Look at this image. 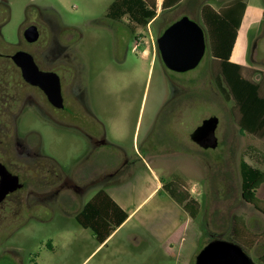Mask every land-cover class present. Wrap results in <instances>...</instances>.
Listing matches in <instances>:
<instances>
[{
    "label": "rangeland",
    "instance_id": "1",
    "mask_svg": "<svg viewBox=\"0 0 264 264\" xmlns=\"http://www.w3.org/2000/svg\"><path fill=\"white\" fill-rule=\"evenodd\" d=\"M112 1L11 2V18L4 30L10 40L19 37L24 8L37 5L64 27L65 40H77L64 56L81 61L89 90L90 84L96 86L99 79L111 90L123 89L111 107L114 113L108 139L127 162L118 176L93 183L83 194L65 192L66 208L56 200L43 206L31 199L29 211L16 206L22 216H0V264H195L199 251L215 238L241 245L256 264H264V184L257 192L259 207L246 202L240 171L242 159L264 170V130L253 135L241 128L240 107L220 77L219 66L208 49V37L199 65L186 72H173L179 86L175 97L157 44L163 31L183 15L197 21L206 32L202 7L210 4L220 9L231 0H182L168 9H163V0H149L158 10L145 27L130 23L128 17L118 22L105 17ZM46 31L43 39L49 37ZM42 45L43 41L38 48ZM14 48L8 45L2 50L10 52ZM36 53L42 60L40 50ZM11 68L0 64L2 91L11 86ZM244 74L259 83L264 96V22L249 33ZM160 110L163 112L158 117ZM211 115L219 118V144L202 148L190 135ZM35 116L21 125V131L41 133V149L48 165L81 179L97 177L102 168L92 164L102 160V155L90 153L87 136L70 125ZM108 152L110 156L106 155L104 161L113 156L111 149ZM156 175L196 200L194 216L165 189L152 193ZM101 188L114 193L130 211L135 209V217L108 247L88 258L96 243L91 231L74 216L81 204ZM146 216L150 217L144 220ZM141 221L154 230L157 238L153 236L149 246L132 248L134 243L126 235H140ZM167 226L176 229L172 247L165 251L159 232ZM119 240L126 248H119Z\"/></svg>",
    "mask_w": 264,
    "mask_h": 264
},
{
    "label": "flooded vegetation",
    "instance_id": "2",
    "mask_svg": "<svg viewBox=\"0 0 264 264\" xmlns=\"http://www.w3.org/2000/svg\"><path fill=\"white\" fill-rule=\"evenodd\" d=\"M12 1L0 0V64L12 65L9 75L11 86L8 87V91L0 90V163L5 165L10 173L19 177L22 186L10 191L0 201V216H22V212L20 209L16 210V206H25L24 209L29 211L31 199H36L37 204L43 206H48L50 200H56L65 207L64 204H67L65 192L72 190L78 194L84 193L93 183H104L108 178L118 176L127 162V158L124 159V155L120 154V150L116 149L115 144L108 139L114 113L111 107L112 104L115 106L117 99H120L123 89L111 90L109 86H103L102 80L99 79L96 86L95 83L90 84L89 90L81 61L68 55L64 56L77 40H72V43L65 40L64 27L58 25L37 5L29 4L24 8L19 37L10 40L4 30L11 18ZM107 12L105 17L108 18ZM126 17L125 15L119 20ZM29 27H35L37 31L38 37L34 41H30L25 35ZM44 30H47L46 33L49 31V37L45 36L43 39ZM42 41L43 45L39 49L38 46ZM8 45H15L16 48L4 52L2 48ZM137 47L138 45L135 44V51ZM39 50L42 60L36 53ZM18 51L30 53L37 68L48 73L46 74L48 88L59 81L63 98L62 107L52 103L45 88L24 77L22 67L13 58ZM166 71L169 74L172 95L175 97L176 88L179 86L172 74L177 71L169 68ZM59 111L67 114L60 115ZM162 112L160 110L158 117ZM38 115L70 125L75 131L87 136L91 144L90 153L95 152L99 156L101 154L102 160L106 155L110 156L108 150L111 149L112 157L92 164L102 168L97 177L82 178V184H79L76 180L77 175L70 176L54 165L46 163L48 157L41 149V133L31 130L27 133L21 131V125L27 122L28 118ZM32 136H35L34 140ZM1 179L0 174V182ZM32 184L39 187L35 188ZM22 190L24 192H21Z\"/></svg>",
    "mask_w": 264,
    "mask_h": 264
},
{
    "label": "trees",
    "instance_id": "3",
    "mask_svg": "<svg viewBox=\"0 0 264 264\" xmlns=\"http://www.w3.org/2000/svg\"><path fill=\"white\" fill-rule=\"evenodd\" d=\"M181 1L163 0V9L171 8ZM245 8L243 0H231L220 9L205 4L201 14L207 27L205 33L209 39L211 57L218 64L220 77L240 107L241 128L257 135L264 130V96L260 92V85L245 76V67L230 61ZM125 15L130 23L145 27L157 15V6L154 1L149 0H114L109 6L108 17L119 20ZM133 30L131 27V31ZM240 171L242 198L259 207L257 192L264 184V170L242 159ZM162 187L194 216L193 205L197 203L194 198L187 193L178 192L171 187V183L164 181ZM74 217L102 243L127 219L128 214L106 190L100 189Z\"/></svg>",
    "mask_w": 264,
    "mask_h": 264
},
{
    "label": "water",
    "instance_id": "4",
    "mask_svg": "<svg viewBox=\"0 0 264 264\" xmlns=\"http://www.w3.org/2000/svg\"><path fill=\"white\" fill-rule=\"evenodd\" d=\"M30 41L37 39L35 27L25 31ZM158 49L166 67L177 72H186L199 65L207 50V38L204 28L188 15H183L171 23L157 38ZM14 60L22 67L24 77L34 84L46 89L49 99L62 107L63 98L59 81L47 87V76L34 63L33 56L25 51L13 55ZM219 118L211 115L192 132L191 139L202 148H216L219 144L216 135ZM0 201L10 192L22 186L17 175L10 173L0 163ZM195 264H256L252 257L237 243L225 239L210 240L196 255Z\"/></svg>",
    "mask_w": 264,
    "mask_h": 264
},
{
    "label": "crops",
    "instance_id": "5",
    "mask_svg": "<svg viewBox=\"0 0 264 264\" xmlns=\"http://www.w3.org/2000/svg\"><path fill=\"white\" fill-rule=\"evenodd\" d=\"M243 1L246 3V8H245V12H244V15H243V18L241 21L240 28L238 30V35H237V38L235 41V45H234L233 51L231 53L230 61L237 63L243 67H247L249 33L254 26L260 25L261 23L263 24V22H264V0H243ZM156 179H157L156 180L157 183H156L155 187L153 188L152 193H154L156 191L159 192L161 189H163L162 185H163L164 180L160 179L159 176H157V175H156ZM76 180L79 181V183L82 182L81 181L82 179L79 175L77 176ZM101 189H103V188H101ZM107 193L127 212L128 217L102 243L97 241L96 237L94 236L92 231L89 229L93 235L92 237H93V240L95 241L96 245L92 249L88 258H90L93 254L97 255L104 248L108 247L109 243H111L116 237L121 235L122 231L130 224V222L135 217V214H134L135 209L130 211L124 203H122L121 201H119L117 199V197L114 195V193L109 192V191H107ZM85 203L81 204V207ZM81 207L79 209H81ZM168 216H170V215H168ZM149 217L150 216H146V218L144 220L149 219ZM179 221H181L180 218H179ZM139 228H141V234L140 235H137V234L129 235V233H127V235H126V236H129V240L133 241L132 243H134V246H132V248H134V247L141 248V246H143V247L146 246L149 241H152V237L154 235H156V234H154L155 233L154 230L152 231V228H150V226L144 221L140 222ZM175 229L176 228L170 230V226H167V228H165V230H163L162 233L159 232V234H162L161 235L162 236V238H161L162 239V246H163L165 251H168L172 247L173 239H174L173 238L174 237L173 232H175ZM154 237L157 238V236H154ZM158 237H159V235H158ZM118 243L120 244L119 248H126V246L122 240H119ZM148 246H149V244H148Z\"/></svg>",
    "mask_w": 264,
    "mask_h": 264
}]
</instances>
